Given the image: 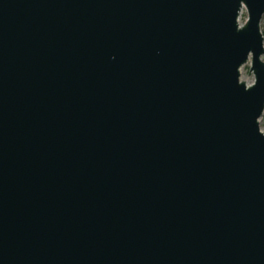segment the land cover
Returning <instances> with one entry per match:
<instances>
[{"label":"water","instance_id":"95a60500","mask_svg":"<svg viewBox=\"0 0 264 264\" xmlns=\"http://www.w3.org/2000/svg\"><path fill=\"white\" fill-rule=\"evenodd\" d=\"M263 18L0 0V264H264Z\"/></svg>","mask_w":264,"mask_h":264},{"label":"rangeland","instance_id":"374dc122","mask_svg":"<svg viewBox=\"0 0 264 264\" xmlns=\"http://www.w3.org/2000/svg\"><path fill=\"white\" fill-rule=\"evenodd\" d=\"M241 14H242V17L240 20V24H244L246 22V20L248 19V13H247L245 8L242 9ZM250 68H251L250 63H248L242 67L241 78H242V80H245L247 82L249 81V83H252L254 81V74L251 72ZM249 72H250V74H249ZM260 127H261V130L264 132V115L260 119Z\"/></svg>","mask_w":264,"mask_h":264},{"label":"trees","instance_id":"16d2710c","mask_svg":"<svg viewBox=\"0 0 264 264\" xmlns=\"http://www.w3.org/2000/svg\"><path fill=\"white\" fill-rule=\"evenodd\" d=\"M262 31H263V34H264V18H263V21H262Z\"/></svg>","mask_w":264,"mask_h":264},{"label":"bare ground","instance_id":"6f19581e","mask_svg":"<svg viewBox=\"0 0 264 264\" xmlns=\"http://www.w3.org/2000/svg\"><path fill=\"white\" fill-rule=\"evenodd\" d=\"M241 13H242V11H241ZM240 15H241V16H240V20H241L242 14H240ZM246 82H247V81H246ZM247 83L250 84L249 81H248Z\"/></svg>","mask_w":264,"mask_h":264}]
</instances>
